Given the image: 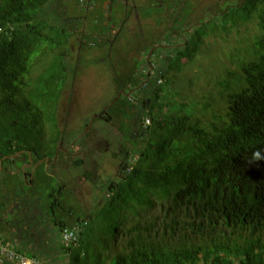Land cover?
<instances>
[{"label":"rangeland","instance_id":"1","mask_svg":"<svg viewBox=\"0 0 264 264\" xmlns=\"http://www.w3.org/2000/svg\"><path fill=\"white\" fill-rule=\"evenodd\" d=\"M239 1L247 0H60L58 10L65 12L62 35L68 40L59 49L62 55L58 49L44 57L40 54L42 61L30 75L35 79L42 70L39 66L49 62L61 61L65 66L64 83L57 82L50 99L38 106L45 137L39 147L45 142L50 145L43 154L36 151L33 156L40 160L26 169L34 183H27L36 201L34 214L39 209L48 222L50 189L62 188L57 198L65 212L57 214L91 213L93 220L82 235L83 242L93 245L106 240L111 245L115 224L123 232L136 218L159 209L163 200L140 209L134 197L137 192L139 199L148 198L142 186L149 159L140 161L138 177L124 183L126 203L110 198L107 187L125 182V155L135 164L141 151L167 141L170 149L186 144L192 125L204 127L213 115L225 116L224 97L236 89L240 66L254 59L256 43L264 37V0H249L244 7L240 2L235 8ZM56 89H62L61 95ZM149 99L151 105L144 109L142 101ZM140 112L161 127H150L145 139L135 142L132 122ZM100 113L108 120L92 121ZM149 118L145 126L152 124ZM55 138L59 139L56 146L62 143L66 152H57ZM35 144L29 140V145ZM15 159L4 163L5 172L0 173V196L6 203H12L7 200L9 190L23 180L18 169L26 157ZM27 215L32 222L29 234L37 241L41 230L33 228L34 215ZM18 227L14 244L25 246L29 244L26 229L20 223ZM55 238L60 242L57 234ZM123 239L118 235L115 245ZM53 264H68V258Z\"/></svg>","mask_w":264,"mask_h":264},{"label":"trees","instance_id":"2","mask_svg":"<svg viewBox=\"0 0 264 264\" xmlns=\"http://www.w3.org/2000/svg\"><path fill=\"white\" fill-rule=\"evenodd\" d=\"M240 2L242 7L251 3L239 1L235 8ZM59 3L60 0H0L2 174L4 163L17 162L8 157L21 153L27 158L29 152L43 154L49 148V142L39 147L45 137L38 106L50 99L57 82L62 79L64 83L61 74L65 66L61 61L52 65L49 62L39 66L42 70L35 79L30 75L42 61L40 54L44 57L53 49L59 50L68 40L62 35L65 12H59ZM256 45L254 59L240 66L241 79L236 89L224 97V117L213 115V121L204 127L192 125L186 132V144L170 149L167 141L141 151L135 164L125 155V182L107 187L110 198L128 201L122 195L124 185L138 177V165L146 158L149 163L142 187L148 198L139 199L137 192L134 197L140 209L145 205L152 208L154 200H163L157 211L136 218L123 232L115 224L111 245L106 240L97 244L93 241L92 245L82 240L93 220L91 213L73 216L70 211L67 215L60 212L62 217L57 214L62 210L57 198L62 188L50 189V220L44 221L39 209V216L34 214L35 198H31V187L22 180L9 190L7 200L12 199V203L0 196V239L18 253L44 264H53L62 257L68 258V264H264V37ZM160 82L157 79L156 85ZM57 90L61 95L62 89ZM150 105L151 99L142 101L144 109ZM147 118L143 112L134 117L135 142L144 140L150 127L160 126L150 118L152 124L145 126ZM29 140L36 144L29 145ZM58 140H53L55 147ZM255 153L260 158H255ZM29 213L37 221L33 228L41 230L37 241L29 234ZM78 222L86 225L75 243L65 246L56 241V234L60 239L63 230ZM19 223L21 229H26L29 244L25 246L14 244ZM118 235L124 239L115 245Z\"/></svg>","mask_w":264,"mask_h":264},{"label":"built area","instance_id":"3","mask_svg":"<svg viewBox=\"0 0 264 264\" xmlns=\"http://www.w3.org/2000/svg\"><path fill=\"white\" fill-rule=\"evenodd\" d=\"M146 121V120H145ZM85 222H78L69 228L63 230L60 236V241L69 246L75 243L82 232ZM13 263V264H44L42 261L36 259H29L27 256L18 253L9 243H5L0 239V264Z\"/></svg>","mask_w":264,"mask_h":264},{"label":"flooded vegetation","instance_id":"4","mask_svg":"<svg viewBox=\"0 0 264 264\" xmlns=\"http://www.w3.org/2000/svg\"><path fill=\"white\" fill-rule=\"evenodd\" d=\"M104 111V113H106L107 112V109L106 110H103ZM108 118V116L107 115H105V114H103V113H100V114H98V115H96V116H94V118H93V120L92 121H94V119H102V120H106ZM108 120V119H107ZM97 143L98 142H96V145H97ZM60 144V146H56L57 147V152L59 153L60 151H62V150H65L64 148H62V146H61V144L62 143H59ZM95 145V146H96ZM74 146V145H73ZM107 146L108 145H106V150H107ZM73 148V147H72ZM65 152H66V150H65ZM64 152V153H65ZM20 155H21V153H20ZM19 155V156H20ZM34 155V154H33ZM30 152L29 153H27V158H26V161H23V165H21L20 167H21V169H19L20 170V172H21V175H22V178H23V181H24V183H28V181H32V179H31V174H30V172L27 174V171H26V169H29L30 167H32V166H34L39 160H40V157L39 158H35L34 156H33ZM28 160V161H27ZM29 160H30V164H29ZM43 163H44V160H42V161H40V163L39 164H41V165H43ZM29 164V165H28ZM38 164V165H39ZM24 166V167H23ZM30 185H31V183H30Z\"/></svg>","mask_w":264,"mask_h":264},{"label":"water","instance_id":"5","mask_svg":"<svg viewBox=\"0 0 264 264\" xmlns=\"http://www.w3.org/2000/svg\"><path fill=\"white\" fill-rule=\"evenodd\" d=\"M19 155H20V153H18V154H17V155H15V156L8 157V158L14 159L15 157H18ZM1 163H2V161H0V171H1Z\"/></svg>","mask_w":264,"mask_h":264},{"label":"clouds","instance_id":"6","mask_svg":"<svg viewBox=\"0 0 264 264\" xmlns=\"http://www.w3.org/2000/svg\"><path fill=\"white\" fill-rule=\"evenodd\" d=\"M254 157H255V158H260V157H259V153H255V154H254Z\"/></svg>","mask_w":264,"mask_h":264},{"label":"crops","instance_id":"7","mask_svg":"<svg viewBox=\"0 0 264 264\" xmlns=\"http://www.w3.org/2000/svg\"><path fill=\"white\" fill-rule=\"evenodd\" d=\"M182 1H188V0H182Z\"/></svg>","mask_w":264,"mask_h":264}]
</instances>
